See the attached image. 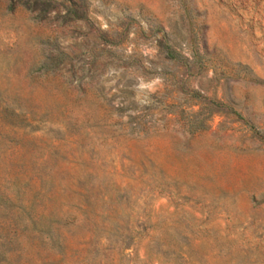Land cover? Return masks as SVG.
<instances>
[{
    "label": "rangeland",
    "instance_id": "obj_1",
    "mask_svg": "<svg viewBox=\"0 0 264 264\" xmlns=\"http://www.w3.org/2000/svg\"><path fill=\"white\" fill-rule=\"evenodd\" d=\"M0 264H264V0H0Z\"/></svg>",
    "mask_w": 264,
    "mask_h": 264
}]
</instances>
